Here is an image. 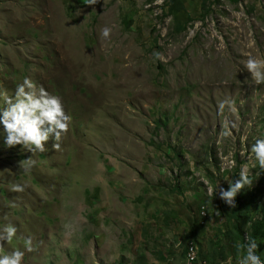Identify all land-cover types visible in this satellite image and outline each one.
I'll use <instances>...</instances> for the list:
<instances>
[{"label":"rangeland","instance_id":"rangeland-1","mask_svg":"<svg viewBox=\"0 0 264 264\" xmlns=\"http://www.w3.org/2000/svg\"><path fill=\"white\" fill-rule=\"evenodd\" d=\"M169 1L0 0V94L29 77L71 117L59 149L52 134L35 153L7 147L0 124V232L17 228L0 256L193 264L192 244L209 264L246 254L264 212L251 152L264 138V84L245 67L249 55L264 60V0H181L173 13ZM242 168L252 184L231 207L219 189ZM257 242L264 261V231Z\"/></svg>","mask_w":264,"mask_h":264},{"label":"clouds","instance_id":"clouds-1","mask_svg":"<svg viewBox=\"0 0 264 264\" xmlns=\"http://www.w3.org/2000/svg\"><path fill=\"white\" fill-rule=\"evenodd\" d=\"M99 0H83L86 6H95ZM101 35L108 38L111 35V28L104 27ZM160 53H154L156 58H160ZM246 69L251 73L252 79L256 85L264 84V60L257 59L251 55L248 56ZM3 98V103L7 107L2 108L0 114V124L3 125V140L7 147L16 145L24 146L29 152L37 151L44 152L46 150L45 142L54 134L56 143L53 144L54 149H59V141L61 133L67 132L71 117L65 113L64 107L59 97L50 95L47 90L40 86L37 88L36 83L29 77H25L23 82L18 84L13 96L7 93L0 94ZM225 106L229 109L232 107V102L222 101L218 105L220 111H223ZM236 124L232 123L231 128L223 132L224 137L232 134L231 129L235 128ZM251 152L255 155V160L262 171H264V138L256 139L251 146ZM34 161L26 166H20L25 172L30 170L34 165ZM252 181L248 178V170L242 168L239 173V178L229 183L227 190L219 189V197L227 205L235 207V197L245 185H251ZM13 192H23L24 185L14 184L10 189ZM213 194V190L209 189V195ZM17 234V228L12 225H6L3 231L0 232V248H3L4 241L11 242ZM25 249L32 252V240L26 238ZM259 244L256 240H249L247 245H240L239 248L243 251L246 249V254L242 255L237 264H264L260 256L257 255ZM25 251L14 249L9 254L0 256V264H22Z\"/></svg>","mask_w":264,"mask_h":264},{"label":"trees","instance_id":"trees-1","mask_svg":"<svg viewBox=\"0 0 264 264\" xmlns=\"http://www.w3.org/2000/svg\"><path fill=\"white\" fill-rule=\"evenodd\" d=\"M168 6L171 13L175 11L177 12L179 10L184 12L185 10V7L181 3V0H170ZM251 227H252V233L250 235V240L258 241L264 231V212H263V217L260 220L254 221Z\"/></svg>","mask_w":264,"mask_h":264},{"label":"built area","instance_id":"built-area-1","mask_svg":"<svg viewBox=\"0 0 264 264\" xmlns=\"http://www.w3.org/2000/svg\"><path fill=\"white\" fill-rule=\"evenodd\" d=\"M192 256H193V264H209L206 261H200L198 252H197V247L194 244H192Z\"/></svg>","mask_w":264,"mask_h":264},{"label":"bare ground","instance_id":"bare-ground-1","mask_svg":"<svg viewBox=\"0 0 264 264\" xmlns=\"http://www.w3.org/2000/svg\"><path fill=\"white\" fill-rule=\"evenodd\" d=\"M190 255L192 256V248H191V252H190ZM192 259H193V256H192Z\"/></svg>","mask_w":264,"mask_h":264}]
</instances>
